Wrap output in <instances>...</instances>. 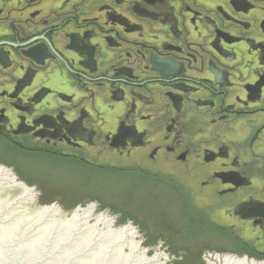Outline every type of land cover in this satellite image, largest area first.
<instances>
[{
    "label": "flooded vegetation",
    "instance_id": "af4514ba",
    "mask_svg": "<svg viewBox=\"0 0 264 264\" xmlns=\"http://www.w3.org/2000/svg\"><path fill=\"white\" fill-rule=\"evenodd\" d=\"M5 60L1 130L98 157L122 131L114 152L197 173L228 201L216 223L232 211L231 240L264 252V0H0Z\"/></svg>",
    "mask_w": 264,
    "mask_h": 264
},
{
    "label": "rangeland",
    "instance_id": "374dc122",
    "mask_svg": "<svg viewBox=\"0 0 264 264\" xmlns=\"http://www.w3.org/2000/svg\"><path fill=\"white\" fill-rule=\"evenodd\" d=\"M118 130L116 129L117 133ZM25 132L29 130L21 129L16 133ZM12 134L7 125L0 131V162L7 166L8 163L16 164L19 173L16 175L32 184H27L28 186L36 184L37 189L40 190L39 198L41 194L43 198L50 189L51 193L58 194L54 199L58 204L57 207L64 210L71 209L77 203L85 207L90 201L96 200L102 210L109 209L108 214L120 213L114 219V226H118L123 221H131L133 226L139 225L140 233L147 230L143 234V238H146L141 242L143 246H157L161 238L163 243L160 248L168 246L164 251H170L175 255L166 261L167 264L171 262L172 264H210V261L203 257V252L207 249L216 250L220 254L235 253V249L242 250L244 253L250 250V245L246 248L242 245L238 247L237 243L231 240L234 236L227 231L226 227H223L228 226L226 223H229L232 211H229V216L223 212L221 219L225 222L224 225L219 222L221 226L216 223L215 219L210 218L213 216L208 214L209 207L212 208L214 205L210 191H206L205 194H207L204 196L206 187L202 184L205 181L202 182L197 178V183H191L189 175L181 166L172 170L156 163L148 164L147 158H151L149 151L151 146L145 149L147 151L138 152L135 156L122 155L120 152L106 148V159H102L98 166H93L88 159L98 161L96 150L98 146L96 145L91 147V151L74 147L72 154L62 155L60 147L55 144L36 143L28 137L23 139V137H15ZM120 137L123 140L122 134ZM114 138L116 134L113 135V141L110 140V143L114 147H120L121 140L118 142ZM67 147L72 148L73 146L67 145ZM160 153L161 151L156 157ZM126 156L127 159L124 160ZM151 160L154 159L151 158ZM20 165L23 167L21 173ZM122 169L125 170V174ZM16 179L20 180L18 177ZM236 184L242 186L241 182H236ZM244 188V194L234 192L232 196L249 197V186ZM219 195L220 191L217 190L214 197ZM222 198V202L226 204L228 202L226 197ZM74 200L76 201L73 202ZM220 202L217 200V204L221 205ZM240 210L246 216L237 208L235 214H240L244 218H257L253 217L252 211L248 208ZM262 211L264 209L259 212ZM139 221H143L142 226ZM202 222H207L209 227L203 228ZM180 229V234H176L175 238L170 235H158L157 239L152 237L161 231L176 232ZM220 235L227 237L217 240L216 236ZM248 244L245 242V245ZM253 254L261 255V259L264 258L262 251H256Z\"/></svg>",
    "mask_w": 264,
    "mask_h": 264
},
{
    "label": "water",
    "instance_id": "95a60500",
    "mask_svg": "<svg viewBox=\"0 0 264 264\" xmlns=\"http://www.w3.org/2000/svg\"><path fill=\"white\" fill-rule=\"evenodd\" d=\"M15 171L0 162V264H167L175 257L157 246H143L139 225L108 214L95 200L69 210L56 200L43 203L37 185L16 181ZM210 264H264V258L203 252ZM168 264H172L168 263Z\"/></svg>",
    "mask_w": 264,
    "mask_h": 264
},
{
    "label": "bare ground",
    "instance_id": "6f19581e",
    "mask_svg": "<svg viewBox=\"0 0 264 264\" xmlns=\"http://www.w3.org/2000/svg\"><path fill=\"white\" fill-rule=\"evenodd\" d=\"M8 64H9V60H5V61H2V62H0V75L1 74H3V73H5V69H7V66H8ZM7 84V83H6ZM22 86V83H20V82H18L17 84H16V89H18L19 87H21ZM46 92V90H44V91H40L39 93H38V97H41V96H43L44 95V93ZM21 129H25L23 126H19V128L16 130V132L18 131V130H21ZM31 131V130H30ZM16 132H15V134H16ZM80 133H82L81 131H80ZM122 133V131L121 132H119V134H116V138H114V140H116V141H119V136H120V134ZM87 137H92V135L90 134V133H88V134H86V133H84ZM84 138V137H83ZM83 138L82 139H78V138H75V139H73V142H78V143H80V141H82V143H80L81 144V146H78V147H80V148H82L83 150H85V151H91L92 149H91V147H93V145H91V143L89 144L86 140H83ZM72 142V143H73ZM72 143H69V142H67V141H65V144H67V145H70V144H72ZM113 146V145H112ZM118 146V145H117ZM75 147V145L72 147V148H64L65 149V152H71L72 150H73V148ZM120 147H114L113 146V148H112V151L113 150H117V149H119ZM89 153V152H88ZM98 154L100 155L99 157H98V161H97V159H88V162H90L93 166H98L99 165V163L101 164V160L102 159H105V157H102V156H105L102 152H99L98 151ZM160 162V161H159ZM88 164V163H87ZM148 164H152V162H148ZM160 165L159 166H164V167H167V169H176L179 165H176L175 163H166V162H164V160L163 161H161L160 163H159ZM8 166H10L11 168H12V170H14L17 174H19L18 173V167H17V165L16 164H10V163H8ZM19 168H20V173L22 172V169H23V167H22V165H20L19 166ZM123 170V169H122ZM124 171V174H125V170H123ZM18 178H20V179H22V177L20 176H18ZM197 180V173H192L191 175H190V178H189V181L191 182V183H193V181H196ZM16 181H18L17 179H16ZM22 181H24V182H26L24 179H22ZM27 184H29V185H32L30 182H26ZM58 195V194H57ZM57 195H55L54 193H51V190L50 189H48V191H47V194L42 198V194H41V197H40V200L43 202V203H48V202H50V201H48V200H54V199H56L55 197L57 196ZM50 198V199H48V198ZM191 197V196H190ZM192 198V197H191ZM76 200H74L73 202H75ZM214 206L211 208V207H209L210 208V212H208V214L210 215V216H213V217H219V216H221V212L220 211H218L217 210V204L216 203H214L213 204ZM206 214V213H205ZM123 218L125 217V216H122ZM210 218H212V217H210ZM140 222V221H139ZM142 223H143V221H141L140 222V226H142ZM150 223H152V221L150 220ZM202 224L203 225H201L203 228L204 227H209V224L207 223V222H202ZM138 225V224H137ZM251 227V226H250ZM250 227L245 231V234H251V229H250ZM227 231L230 233V234H232L235 238H237V235H240V236H243L244 234L243 233H240L241 231L240 230H238V231H240L239 233L238 232H236V231H233L231 228H227ZM180 232H181V229L179 230V231H176V232H169V231H161V232H158L157 234H154V235H156V236H152L153 238H158L159 236L158 235H170V236H172V237H176V234H180ZM159 239H161V238H159ZM141 245H142V243H141ZM246 248V247H245ZM235 251L237 252L238 251V249H235ZM256 251V249H253V248H251V246H250V250H249V252H246V254L248 255V257H255V258H259V259H261V255H259V256H256V254L254 255L253 254V252H255ZM180 260H182V258H180ZM178 264H181V263H178Z\"/></svg>",
    "mask_w": 264,
    "mask_h": 264
}]
</instances>
